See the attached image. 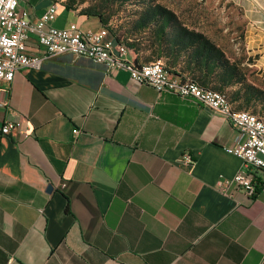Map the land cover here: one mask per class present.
<instances>
[{"label": "crops", "instance_id": "obj_1", "mask_svg": "<svg viewBox=\"0 0 264 264\" xmlns=\"http://www.w3.org/2000/svg\"><path fill=\"white\" fill-rule=\"evenodd\" d=\"M52 1L20 8L34 22ZM79 10L60 4L51 25L106 28ZM249 22L246 49L264 64V21ZM6 122L18 126L2 134ZM238 139L196 100L85 57L0 80V264H264V171L253 197L217 185L242 168Z\"/></svg>", "mask_w": 264, "mask_h": 264}, {"label": "built area", "instance_id": "obj_2", "mask_svg": "<svg viewBox=\"0 0 264 264\" xmlns=\"http://www.w3.org/2000/svg\"><path fill=\"white\" fill-rule=\"evenodd\" d=\"M62 1L53 0L40 17L31 22L21 10L20 0H0V80L11 82L20 70H39L49 56L71 55L91 59L108 69L126 70L134 83L150 86L157 93L168 92L196 100L212 113L228 119L240 136L228 151L241 158L242 168L232 177L218 181V187L224 194L237 188L253 197L256 193L253 172L264 171V118L247 110L234 109L223 92L171 73L160 60L135 64L124 45L114 42L104 27L82 32L74 23L64 27L51 25ZM31 37L39 49L38 54L27 52ZM17 126V123L6 122L1 133L8 134ZM72 132L76 135L79 129L74 128ZM184 160L192 162L189 154L184 155Z\"/></svg>", "mask_w": 264, "mask_h": 264}, {"label": "rangeland", "instance_id": "obj_3", "mask_svg": "<svg viewBox=\"0 0 264 264\" xmlns=\"http://www.w3.org/2000/svg\"><path fill=\"white\" fill-rule=\"evenodd\" d=\"M61 4H68L72 9L91 7L97 10L106 20L110 36L119 38L124 44L126 36L134 38L137 48L145 57V64L162 60V63L169 67L171 65L167 64L165 57L159 58L156 52L150 49L153 43L151 33L132 29L144 6H161L174 12L179 22L186 27L203 31L211 41L220 44L234 59L239 78L244 80V84L264 91V64L257 61L258 54L246 49L249 18L258 15L264 21V0H136L126 3L117 0H63ZM132 30L135 34L130 35ZM184 60L180 58L175 67L185 71ZM185 77L193 78L188 73H185ZM207 87L215 88L211 84ZM237 89V86H232L227 91ZM241 106V109L264 115V104L261 100H251L247 104L242 101Z\"/></svg>", "mask_w": 264, "mask_h": 264}, {"label": "trees", "instance_id": "obj_4", "mask_svg": "<svg viewBox=\"0 0 264 264\" xmlns=\"http://www.w3.org/2000/svg\"><path fill=\"white\" fill-rule=\"evenodd\" d=\"M117 1L126 3L136 0ZM64 7L68 10H74L68 4L64 5ZM79 13L87 17L98 18L102 25L107 23L102 14L91 7L80 9ZM132 29L151 33L153 43L150 49L152 52H156L159 58L165 57L167 59V64L171 65L169 66L171 69L167 65L164 66L171 73L183 79L194 81L204 88L223 92L232 105L234 104V109L245 110L241 109L242 101L247 104L251 100H261L262 104H264V91L253 85H245L244 80L239 78L236 63L231 62L224 52L204 33L190 29L180 23L174 12L158 5L152 7L144 6L142 12H139L137 20L133 23ZM133 32L135 31L132 30L129 34H135ZM113 38L116 43H121L119 38ZM122 44L131 60L138 64V46L128 41ZM180 58L185 59L183 63L186 64V69L184 70L193 76L192 79L182 74L185 71L180 70V73H177L173 69L179 63ZM175 61L176 63H174ZM210 84L214 85L215 88L207 87ZM232 86H237L238 89L227 91ZM256 115L264 118V115Z\"/></svg>", "mask_w": 264, "mask_h": 264}, {"label": "water", "instance_id": "obj_5", "mask_svg": "<svg viewBox=\"0 0 264 264\" xmlns=\"http://www.w3.org/2000/svg\"><path fill=\"white\" fill-rule=\"evenodd\" d=\"M51 189H52V186L49 185L48 188H47V190L49 191V190H51Z\"/></svg>", "mask_w": 264, "mask_h": 264}]
</instances>
